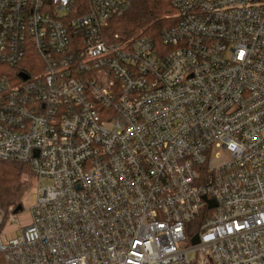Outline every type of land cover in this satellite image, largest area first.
I'll use <instances>...</instances> for the list:
<instances>
[{"label":"built area","instance_id":"1","mask_svg":"<svg viewBox=\"0 0 264 264\" xmlns=\"http://www.w3.org/2000/svg\"><path fill=\"white\" fill-rule=\"evenodd\" d=\"M133 2L0 0V159L38 183L5 264H264V0H170L159 44L112 32Z\"/></svg>","mask_w":264,"mask_h":264},{"label":"trees","instance_id":"2","mask_svg":"<svg viewBox=\"0 0 264 264\" xmlns=\"http://www.w3.org/2000/svg\"><path fill=\"white\" fill-rule=\"evenodd\" d=\"M175 12L170 0H134L131 9L112 23L111 30L124 36L144 32L159 44L162 30L172 23L168 16ZM18 68L0 63V74H8L14 82H18ZM27 174L33 176L28 164L0 159V208L6 213L10 212L13 205L18 207L22 204L23 176ZM0 264H5L2 254Z\"/></svg>","mask_w":264,"mask_h":264},{"label":"rangeland","instance_id":"3","mask_svg":"<svg viewBox=\"0 0 264 264\" xmlns=\"http://www.w3.org/2000/svg\"><path fill=\"white\" fill-rule=\"evenodd\" d=\"M140 32V31H139ZM138 33V32H137ZM23 210L21 213L17 214L15 217L16 221L13 223H7L6 229H5V235L4 237L12 236V235H18L20 234L19 225H24L25 223L29 222V215H30V206L32 205L34 201L35 196V190L38 188V183L34 182L32 185L33 176L32 175H24L23 176ZM47 181L45 182V184ZM8 214V213H7Z\"/></svg>","mask_w":264,"mask_h":264},{"label":"water","instance_id":"4","mask_svg":"<svg viewBox=\"0 0 264 264\" xmlns=\"http://www.w3.org/2000/svg\"><path fill=\"white\" fill-rule=\"evenodd\" d=\"M20 76H21V78H23V79H27L28 78V75L27 74H20ZM208 201V203H209V207L210 208H213L216 204H215V202H214V200H207ZM23 210V205L21 204V205H19L17 208H16V210H15V212L16 213H18V212H20V211H22ZM198 241H199V239H198V237L196 236V237H194V239H193V243H198Z\"/></svg>","mask_w":264,"mask_h":264}]
</instances>
